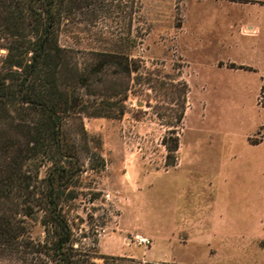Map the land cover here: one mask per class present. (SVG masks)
Here are the masks:
<instances>
[{
	"label": "rangeland",
	"instance_id": "374dc122",
	"mask_svg": "<svg viewBox=\"0 0 264 264\" xmlns=\"http://www.w3.org/2000/svg\"><path fill=\"white\" fill-rule=\"evenodd\" d=\"M256 1L108 0L62 25L60 45L71 51L87 84L79 86L77 75L69 81L88 107L87 114L63 121L84 171L64 215L74 249L89 254L90 262L264 264L262 255L242 250L262 233L256 227L238 230L244 238L237 236L218 257L206 244V231L188 225L213 210V216L232 217L241 194L229 180L242 173L264 176V143L247 144L249 137L252 144L264 140V83L257 91L248 74L233 81L215 67L252 61L230 26L244 13L235 8L239 3ZM185 17L188 31L182 33ZM6 54L0 45V71ZM103 54L129 62L97 68ZM259 60L264 63V54ZM101 101L113 108L91 116L101 111ZM181 133L185 150L174 167ZM225 151L234 157L224 164ZM251 160L259 164L252 168ZM50 166L33 161L30 169L41 181ZM45 217L37 209L24 226L35 243L52 244L57 227H46ZM0 264L51 263L0 254Z\"/></svg>",
	"mask_w": 264,
	"mask_h": 264
},
{
	"label": "trees",
	"instance_id": "16d2710c",
	"mask_svg": "<svg viewBox=\"0 0 264 264\" xmlns=\"http://www.w3.org/2000/svg\"><path fill=\"white\" fill-rule=\"evenodd\" d=\"M106 1L0 0V45L7 51L0 71L3 256H15L22 262L31 256L51 264H94L89 254L74 249L72 231L64 215V204L77 198L74 188L84 171L75 145L63 134V121L71 115L87 114L88 107L69 81L77 75V84L84 88L87 79L78 72L71 51L60 45L59 33L66 20L85 10L93 11ZM102 57L104 60L97 66L100 69L129 62L127 57L112 54ZM100 103L101 111L91 116H106L104 112L113 108L107 101ZM107 117L118 118L111 114ZM178 148L179 140L173 152ZM33 161L43 167L51 164L45 179L39 181L38 171L30 169ZM37 209L46 213V227L50 223L57 227L52 244L35 243L24 226V220ZM102 259L107 262L112 258ZM115 260L133 262L127 258Z\"/></svg>",
	"mask_w": 264,
	"mask_h": 264
},
{
	"label": "crops",
	"instance_id": "0c3cea01",
	"mask_svg": "<svg viewBox=\"0 0 264 264\" xmlns=\"http://www.w3.org/2000/svg\"><path fill=\"white\" fill-rule=\"evenodd\" d=\"M235 8H241L246 13H242L246 15V18L240 14L232 19L230 30L233 33L231 35H235L236 44H240L239 48H242V45H247L245 48L246 53L252 55V61L237 64L238 66H244V69L231 68L228 64H224V66L215 65V67L233 81L237 79L235 78L236 75L243 74L242 78L245 79L244 74H248L251 77L247 80H256L257 91H259L261 84L264 83V63L259 60L260 56L264 54V45H261L264 40V1L246 4L239 3V7ZM187 22L188 19L185 17L181 28L182 33L188 31ZM250 139L251 137L247 138L249 146H260L264 143V140H262L258 144H252ZM181 140L182 133L179 137V148L176 152L177 158L174 167L179 166L182 162L185 146ZM233 157V152L225 151L221 159L225 164L227 161L232 160ZM257 162L258 160H251V167L253 168L259 164ZM229 181L235 184L236 193L241 194V200L237 201V211L233 213L234 215L226 219L223 217L219 218L212 215L214 213L213 210L209 216L194 217L188 225L190 228L197 227L206 231L208 240L206 244L211 245L212 250L218 257L227 253V249L233 246V241L237 239V236L241 237L242 235V238H244V234L242 232L238 234V230L256 227L262 233L258 232L252 240L244 245L242 250L246 251L247 255L252 254L255 256L260 254L264 257V176L257 173H242V175L233 176ZM189 227L182 226V229H188Z\"/></svg>",
	"mask_w": 264,
	"mask_h": 264
},
{
	"label": "bare ground",
	"instance_id": "6f19581e",
	"mask_svg": "<svg viewBox=\"0 0 264 264\" xmlns=\"http://www.w3.org/2000/svg\"><path fill=\"white\" fill-rule=\"evenodd\" d=\"M143 241V240H142Z\"/></svg>",
	"mask_w": 264,
	"mask_h": 264
}]
</instances>
